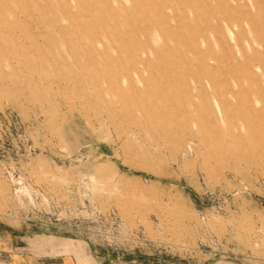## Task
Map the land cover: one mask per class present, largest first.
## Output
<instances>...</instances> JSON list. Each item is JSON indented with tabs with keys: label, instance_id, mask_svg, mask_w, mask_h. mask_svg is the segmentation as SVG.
<instances>
[{
	"label": "rangeland",
	"instance_id": "rangeland-1",
	"mask_svg": "<svg viewBox=\"0 0 264 264\" xmlns=\"http://www.w3.org/2000/svg\"><path fill=\"white\" fill-rule=\"evenodd\" d=\"M0 264H264V0H0Z\"/></svg>",
	"mask_w": 264,
	"mask_h": 264
}]
</instances>
